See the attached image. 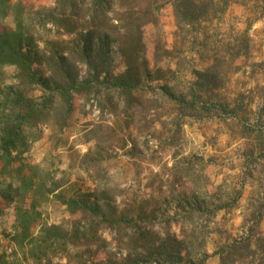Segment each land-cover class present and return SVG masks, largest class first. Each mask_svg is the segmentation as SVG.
Instances as JSON below:
<instances>
[{"label": "rangeland", "instance_id": "1", "mask_svg": "<svg viewBox=\"0 0 264 264\" xmlns=\"http://www.w3.org/2000/svg\"><path fill=\"white\" fill-rule=\"evenodd\" d=\"M32 1L35 5L54 2ZM218 2L219 11L212 20L201 19L194 28L183 29L177 26L169 0H140L139 6L159 8L153 10L156 22L146 24L143 32L150 69L163 76L160 84L189 102L191 72L202 68L198 54L207 58V65L216 58L214 82L206 84L201 100L226 105V110L222 107L193 118L192 112L198 109L180 110L163 93V102L153 100L149 105L148 125L143 114L135 111L122 129L118 125L127 117L121 107L117 113L112 108L102 111L95 100L76 97L68 145L55 149L45 131L30 154L32 163L46 159V164L64 170L56 179L67 196L81 191L91 202L108 201L119 211L135 209L145 218L154 215L152 223L176 213L181 217L191 202L199 213L189 223L179 218L170 230L179 238L204 239L206 264H264V0ZM2 27L13 28V19L8 17ZM203 32L209 42L205 52L201 45L191 44V37ZM122 70L118 66L117 74ZM13 74L12 68L4 70L6 83H17ZM183 120L186 124L177 132L175 124ZM98 123L103 127L96 129ZM182 170L185 174H180ZM43 214L42 223L66 226L72 219L58 202H51ZM154 228L161 231L162 224ZM8 229L15 230L10 219L0 221V238L9 240ZM104 235L111 240L109 231ZM247 235L251 236L249 247L230 254L227 246ZM191 243L184 245L191 248ZM120 248L111 242L91 256L104 260L125 252ZM220 251L225 253L223 262Z\"/></svg>", "mask_w": 264, "mask_h": 264}, {"label": "trees", "instance_id": "2", "mask_svg": "<svg viewBox=\"0 0 264 264\" xmlns=\"http://www.w3.org/2000/svg\"><path fill=\"white\" fill-rule=\"evenodd\" d=\"M139 1L54 0L51 5H35L32 0H0V216L10 205L15 211L12 245L0 247V264H206L204 239L179 238L170 230L181 217L184 222L193 221L199 211L191 202L181 217L176 213L152 223L154 215L146 219L135 209L119 211L108 201L91 202L81 191L67 196L56 179L64 170L46 164V159L32 163V147L45 131L55 149L68 145L76 97L95 100L102 111L112 108L117 113L121 107L127 117L118 125L122 129L135 111L143 114L148 125L149 105L153 100L163 102V93L180 110L198 109L192 112L193 118L227 109L201 100L206 84L214 82L216 58L207 65V58L198 54L202 68L191 72L189 102L183 94L175 96L160 84L163 76L150 69L143 32L146 24L156 22L153 10L159 8L152 9L151 4L140 7ZM169 2L182 29L194 28L201 19L210 21L219 11L218 0ZM8 17L14 22L11 29L2 27ZM208 43L205 32L191 37V44L201 45L203 52ZM118 66L123 70L117 74ZM7 68L14 70L12 79L17 83L5 82ZM36 92L40 95H33ZM185 124V120L177 122L176 131ZM96 125V129L103 127L102 123ZM51 202L66 208L72 218L68 225L42 223L43 211ZM160 223L162 230L156 231L154 227ZM106 231L112 234L110 241ZM111 242L125 252L95 261L91 255ZM189 242L192 249L184 245ZM250 242L251 236H242L227 249L233 254ZM217 254L223 262L224 251Z\"/></svg>", "mask_w": 264, "mask_h": 264}, {"label": "crops", "instance_id": "3", "mask_svg": "<svg viewBox=\"0 0 264 264\" xmlns=\"http://www.w3.org/2000/svg\"><path fill=\"white\" fill-rule=\"evenodd\" d=\"M14 207L13 205H10L4 212V214L1 216V221L4 219H10L11 223L14 225L15 223V213H14ZM12 245V242L9 240H6L5 238H0V247L3 249L4 247L7 248L8 246Z\"/></svg>", "mask_w": 264, "mask_h": 264}, {"label": "built area", "instance_id": "4", "mask_svg": "<svg viewBox=\"0 0 264 264\" xmlns=\"http://www.w3.org/2000/svg\"><path fill=\"white\" fill-rule=\"evenodd\" d=\"M1 216H0V221H1ZM7 234H8V239H9V241H11V238H12V236L14 235V231L12 230V229H8L7 230Z\"/></svg>", "mask_w": 264, "mask_h": 264}]
</instances>
